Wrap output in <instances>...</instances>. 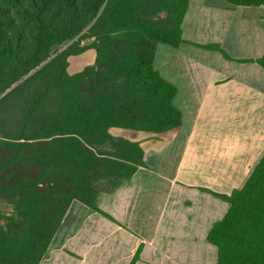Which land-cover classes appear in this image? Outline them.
<instances>
[{"label":"trees","instance_id":"obj_1","mask_svg":"<svg viewBox=\"0 0 264 264\" xmlns=\"http://www.w3.org/2000/svg\"><path fill=\"white\" fill-rule=\"evenodd\" d=\"M260 6L264 0H224ZM187 0H0V264H38L72 201L97 210L142 165L110 127H177L175 87L153 68L176 47ZM83 40H89L83 44ZM204 47H211L205 45ZM93 49L68 73L67 58ZM264 69V55L255 59ZM206 233L216 264H264V152Z\"/></svg>","mask_w":264,"mask_h":264},{"label":"crops","instance_id":"obj_2","mask_svg":"<svg viewBox=\"0 0 264 264\" xmlns=\"http://www.w3.org/2000/svg\"><path fill=\"white\" fill-rule=\"evenodd\" d=\"M233 24L237 36L227 33ZM262 33L260 6L187 0L180 43L156 45L152 61L176 89L180 124L159 133L110 127L138 143L142 165L99 192L97 210L72 201L38 264H207L206 233L228 207L218 195L240 188L264 152V91L255 78L264 70L255 62ZM233 36L227 59L200 48L225 47Z\"/></svg>","mask_w":264,"mask_h":264},{"label":"rangeland","instance_id":"obj_3","mask_svg":"<svg viewBox=\"0 0 264 264\" xmlns=\"http://www.w3.org/2000/svg\"><path fill=\"white\" fill-rule=\"evenodd\" d=\"M264 10V9H263ZM237 29V26L236 25H232V27L230 28V30L227 32L232 35L236 34L239 35V31H236ZM248 33L247 30L244 31V33ZM236 36H233V37H228L226 38V40H224L226 46L223 47L221 46V48L216 44H210L211 47H207L208 49H212L214 50L215 52L217 53H220L222 55H224L225 57H223L224 59H227L226 57V51H228V47L229 45H231L232 47H234V39L236 38ZM89 40H83V44H86ZM260 42H261V51H262V54L264 53V34L262 33V35H260ZM158 45V44H157ZM158 46H164V47H168L167 45H164V44H159ZM197 47H200L197 45ZM170 48V47H168ZM200 48H205V47H200ZM214 52V53H215ZM93 55H94V52H93V49L91 48H88L86 50H84L82 53L80 54H77V55H72V56H69L67 58V62H68V65H67V72L68 73H73V72H76L78 70H80L83 66L85 65H88V64H91L92 63V60H93ZM228 73H230L231 75H234L235 79H241L239 77H241L240 74H236L235 72H232V71H227ZM247 78V76H245ZM255 78H257L256 82H260L261 84V87H262V91H264V70L262 71L261 75H257L255 74ZM256 86V84H255ZM173 104L174 106H177L178 105V98H176L174 101H173ZM11 209L10 206H8L7 204H5L4 202L0 201V210L2 211H9ZM202 228H199L198 230H201ZM209 248H211V259H210V254L207 252L206 253V259H207V264H215V249H214V246L213 245H210L208 244ZM200 259L199 257H197L196 261H195V264H200Z\"/></svg>","mask_w":264,"mask_h":264}]
</instances>
